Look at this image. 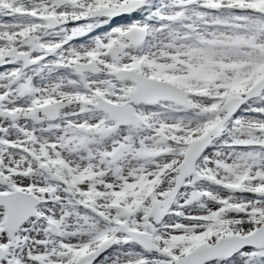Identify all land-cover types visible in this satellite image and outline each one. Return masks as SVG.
I'll return each instance as SVG.
<instances>
[{"label":"snow or ice","instance_id":"obj_1","mask_svg":"<svg viewBox=\"0 0 264 264\" xmlns=\"http://www.w3.org/2000/svg\"><path fill=\"white\" fill-rule=\"evenodd\" d=\"M0 264H264V0H0Z\"/></svg>","mask_w":264,"mask_h":264}]
</instances>
